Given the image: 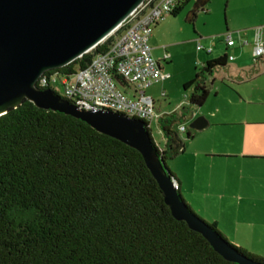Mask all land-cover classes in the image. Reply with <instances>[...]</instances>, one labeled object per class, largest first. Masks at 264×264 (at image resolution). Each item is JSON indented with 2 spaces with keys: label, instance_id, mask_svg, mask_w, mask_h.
Returning a JSON list of instances; mask_svg holds the SVG:
<instances>
[{
  "label": "trees",
  "instance_id": "obj_1",
  "mask_svg": "<svg viewBox=\"0 0 264 264\" xmlns=\"http://www.w3.org/2000/svg\"><path fill=\"white\" fill-rule=\"evenodd\" d=\"M208 2L195 0L193 14L205 12ZM106 43L43 75L85 67ZM226 61L225 54L207 60L184 82V90L192 87L189 105L204 102L208 76ZM187 112L179 106L157 118L163 137L157 152L176 181L167 161L184 149L175 124ZM191 137L188 130L186 138ZM237 249L264 263V256ZM0 264L237 263L172 216L136 149L84 121L24 100L0 115Z\"/></svg>",
  "mask_w": 264,
  "mask_h": 264
},
{
  "label": "water",
  "instance_id": "obj_2",
  "mask_svg": "<svg viewBox=\"0 0 264 264\" xmlns=\"http://www.w3.org/2000/svg\"><path fill=\"white\" fill-rule=\"evenodd\" d=\"M142 1L0 0V115L28 100L38 108L84 121L129 145L141 154L175 219L198 232L225 260L264 264L240 252L189 207L175 188L143 120L108 109H79L51 88L36 84L44 71L65 66L95 47ZM206 124L207 120L198 116L190 126L199 130Z\"/></svg>",
  "mask_w": 264,
  "mask_h": 264
},
{
  "label": "rangeland",
  "instance_id": "obj_3",
  "mask_svg": "<svg viewBox=\"0 0 264 264\" xmlns=\"http://www.w3.org/2000/svg\"><path fill=\"white\" fill-rule=\"evenodd\" d=\"M193 4L194 0L188 1L177 15L167 16L152 30L149 39L151 46L166 45V50L171 54V61L164 69L170 74V77L146 90V93L152 95L155 100L156 115L171 112L178 109L179 106L188 107V114L185 115V119L177 122L175 127L177 128L182 122L192 135L197 134V132L190 126L194 119L193 117L191 119V113L192 115L193 113L199 114V116H202V113L206 115L207 112L213 110L217 102H220V108L223 109L228 119L237 120L247 115L264 120V90L259 89L264 87V74L254 77L255 79L249 78L248 74L245 80H249V82L241 87L245 98L254 101L262 100L260 105L235 106L232 104L235 98L232 89L229 87L232 88L233 86L229 82H222L217 71L213 75L214 81L209 87L210 94L203 106L188 104V95L192 91V87L184 90V82L192 79L194 72L202 65L205 58L222 53L221 44L228 34L232 35L233 39H238L239 34L234 23L242 11L240 8L238 9V6H235V0H209L206 11L198 10L195 12L196 16L192 18ZM197 44L205 47L213 45L214 50L206 55L203 51L196 49ZM244 49L246 52L243 55L248 56L250 48L245 47ZM237 51L230 50V53L236 55ZM152 52L154 57L158 58L162 54V49L156 47L153 48ZM262 67L264 68V64ZM253 71L251 70V72ZM56 88L60 90L59 86ZM161 91L165 92L164 97H160ZM214 93H217L215 98ZM238 98L242 99V95H238ZM150 134L156 145L162 147L163 137L154 123ZM178 134L186 147L190 143L187 142L186 132H178ZM246 155L237 156L233 160L234 166L232 168L238 172L235 176L238 175L237 185L242 191V194H238L239 199L236 198L237 194L234 198H229L228 201L223 199L221 203H218L224 206L221 212L214 210L211 205L206 204L200 207L196 203L193 206L186 203L197 215L209 223L212 222L213 216L216 217L219 220L217 229L229 242L264 256V158ZM180 159L182 158L169 160L167 165L171 171L178 172L183 178L185 168ZM248 200L254 203L250 204ZM233 214L238 221L237 227L227 220V215Z\"/></svg>",
  "mask_w": 264,
  "mask_h": 264
},
{
  "label": "crops",
  "instance_id": "obj_4",
  "mask_svg": "<svg viewBox=\"0 0 264 264\" xmlns=\"http://www.w3.org/2000/svg\"><path fill=\"white\" fill-rule=\"evenodd\" d=\"M235 3V6H238V9L240 8L242 10L239 13L236 23H234V27L239 34L238 39H234L235 45L226 46L225 38L221 44L222 53L217 56H209L202 61L203 64L205 61L215 59L223 54L226 56L233 55L232 60L227 58L224 66L215 68L213 73L208 76L206 80L208 89L207 97L210 94L209 87L214 81L213 75L217 71L221 76L222 82H229L231 86H233L232 88L229 87L232 89L231 91H233V97L235 98L232 104L235 106H243L245 104L260 105L262 104V100L254 101L245 98L241 87L249 82V80H245L248 74L251 79H255L256 76L259 77V75L264 74V68L262 67V64H264V57L258 59L256 62L252 60L254 30L257 27L264 26V0H235ZM191 11L193 12V7ZM195 16L196 14L192 13V18ZM149 45L153 57V48L159 47L162 49V54L158 58H154L159 61L163 71H165V67L171 61V54L166 50L167 46H151L150 43ZM207 47H211L212 50L210 53H212L214 46L209 45ZM245 47L250 48V55L248 53V56L243 55V53L246 52V49H244ZM230 50L238 51L235 55L231 54ZM199 51H203L206 55L210 54L205 50ZM165 52L169 53V58L163 60ZM254 69L257 70L253 71ZM251 70L253 72H251ZM163 81H159L158 83ZM259 89L264 90V87ZM238 95H242V99L238 98ZM213 96L215 98L217 93H214ZM207 97L200 107L203 106ZM201 115L207 120L206 126L199 130L196 129L197 134L188 138L187 142L190 143H188L186 147L184 146L183 151L173 158L174 160L175 158H182L180 160L183 161V167L185 168L183 178L178 172H172L177 178L179 192L185 202L192 206L196 203L200 207L206 204L211 205L214 210H220L221 212L224 206L218 203H221L223 199L228 201L229 198H234L236 194V198L239 199L240 197L238 194H242L241 189L237 185L238 175L235 176L238 172L234 171L232 168L234 166V158L240 155L244 156V154H247L246 156L250 154L254 155L256 158H264V120L249 117L247 115L237 120L228 119L223 109L220 108V102L215 104L211 112H207L206 115L202 113ZM190 116L192 119V117H198L199 114L193 113L192 115L191 113ZM183 119H185V117ZM180 124L184 123L181 122L179 125ZM187 131L188 129L185 132ZM248 202L250 204L254 203L249 200ZM227 218L229 223H232L235 227L238 226V221L234 214L227 215ZM211 221L216 223V227L219 225V220L216 217L213 216Z\"/></svg>",
  "mask_w": 264,
  "mask_h": 264
},
{
  "label": "built area",
  "instance_id": "obj_5",
  "mask_svg": "<svg viewBox=\"0 0 264 264\" xmlns=\"http://www.w3.org/2000/svg\"><path fill=\"white\" fill-rule=\"evenodd\" d=\"M182 2L143 0L115 30L97 44L107 42L106 49L95 53L85 67L71 74H54L49 78L42 73L36 82L37 86L51 88L79 109H108L139 118L151 133L153 123L158 127L159 115L155 113L154 98L146 90L168 79L170 74L163 71L159 61L152 56L149 39L154 26L171 15ZM225 44L235 45L230 34L226 36ZM196 49L207 53L212 50L200 44H197ZM263 57L264 26H260L253 34L252 60L256 62ZM168 58L169 53L165 52L163 60ZM227 58L232 60L233 56L228 55ZM164 96L165 92L161 91L160 97ZM186 130L184 124L177 127L178 132ZM173 183L178 189L177 181L173 180Z\"/></svg>",
  "mask_w": 264,
  "mask_h": 264
}]
</instances>
